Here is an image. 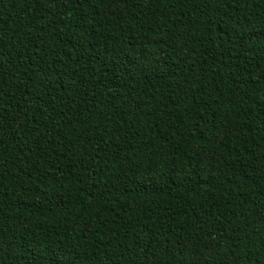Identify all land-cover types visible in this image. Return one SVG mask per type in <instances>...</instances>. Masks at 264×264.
Listing matches in <instances>:
<instances>
[{
    "label": "trees",
    "instance_id": "1",
    "mask_svg": "<svg viewBox=\"0 0 264 264\" xmlns=\"http://www.w3.org/2000/svg\"><path fill=\"white\" fill-rule=\"evenodd\" d=\"M0 264H264V0H0Z\"/></svg>",
    "mask_w": 264,
    "mask_h": 264
}]
</instances>
